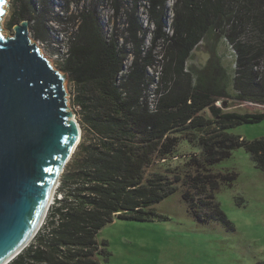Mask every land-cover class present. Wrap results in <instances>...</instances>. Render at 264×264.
Masks as SVG:
<instances>
[{"label": "trees", "instance_id": "1", "mask_svg": "<svg viewBox=\"0 0 264 264\" xmlns=\"http://www.w3.org/2000/svg\"><path fill=\"white\" fill-rule=\"evenodd\" d=\"M111 1L117 17L124 3ZM46 2L41 0L39 6L34 0H14L12 24L28 20L36 38H42ZM140 2L127 9L124 32L110 38L96 10L77 17L79 24L69 35L59 68L75 87L82 138L44 224L8 264H103L111 254L107 241L99 242V231L115 218L153 219L154 205L183 182L189 187L184 199L198 220L213 216L232 224L211 200L221 181L235 177L214 173L213 168L244 147L264 170V138L247 141L230 132L264 120V112H225L218 105L226 98L264 104V0H176L171 33L165 24L167 0L144 3L152 31L138 18ZM218 30L234 50L232 76L220 58L201 71L188 67L197 46ZM148 34L152 40L146 47ZM156 63L157 81L148 72ZM151 85L157 92L155 109L147 96ZM179 132L194 135L200 149L186 162L185 177L179 168L163 165L176 152Z\"/></svg>", "mask_w": 264, "mask_h": 264}, {"label": "rangeland", "instance_id": "2", "mask_svg": "<svg viewBox=\"0 0 264 264\" xmlns=\"http://www.w3.org/2000/svg\"><path fill=\"white\" fill-rule=\"evenodd\" d=\"M13 1L6 0L8 8L0 23L2 31L9 37L15 36L16 24H12L15 23L12 22ZM34 1L42 6L41 0ZM46 1L48 12L44 21V35L40 39L36 38L29 22L30 40L36 41L41 54L51 61L53 68L66 74L64 87L68 94L67 105L78 120L73 101L75 87L69 75L59 68L61 58H64L62 55L59 56V53L68 47L69 35L76 30L80 21L79 15L92 9L97 11L107 38L114 32L122 34L126 26V11L131 9L135 0H121L125 8L117 17L111 0ZM145 1L141 0L138 5L137 15L143 26L152 31L154 27L148 18ZM175 2L176 0H167L165 24L166 30L170 33ZM151 40L152 34H148L146 47L151 45ZM159 49L160 47L158 51ZM217 58H220L222 65L232 76L236 57L231 45L219 30L210 34L197 46L188 61V67L192 66L195 70L201 71L207 63L215 62ZM130 63L131 59H128L124 70ZM159 70L160 66L157 63L148 69L156 81L159 80ZM154 89L155 87L151 85L147 94L148 99L157 97ZM230 92L234 93L232 88ZM218 105H222L225 112H264V104L247 100L226 98L219 101ZM230 132L243 136L247 141L264 138V120L238 125ZM176 135L178 138L176 152L163 165L171 169L179 168L185 177L186 162L194 154L199 155L200 149L194 135L186 136V132H179ZM213 172L228 175L232 179L235 177L232 181H221L219 188L214 192L215 198L211 200L213 203H219L232 224H225L213 216L206 222L198 220L190 209V203L184 199L183 194L189 187L183 182L177 192L154 205L157 215L153 219L135 221L115 218L99 231V242L107 241V248L111 254L103 264H264V170L256 166L244 147H240L233 151L230 158L218 163ZM206 199L207 197L204 202L208 203ZM195 202L198 203L197 200ZM201 206L199 207L204 211L205 207Z\"/></svg>", "mask_w": 264, "mask_h": 264}, {"label": "water", "instance_id": "3", "mask_svg": "<svg viewBox=\"0 0 264 264\" xmlns=\"http://www.w3.org/2000/svg\"><path fill=\"white\" fill-rule=\"evenodd\" d=\"M7 8L2 0L0 23ZM14 29L9 37L0 25V264L40 230L82 138L67 105L66 74L30 40L28 20Z\"/></svg>", "mask_w": 264, "mask_h": 264}, {"label": "built area", "instance_id": "4", "mask_svg": "<svg viewBox=\"0 0 264 264\" xmlns=\"http://www.w3.org/2000/svg\"><path fill=\"white\" fill-rule=\"evenodd\" d=\"M67 53V48L64 50V52H62V53H59V56H63V57H65V54ZM64 58H61V61L63 60ZM157 98V97H156ZM156 98L155 99H149V104H150V107H151V109H155L156 108ZM60 185V184H59ZM53 200H55V197H54V199ZM47 216V215H46ZM45 220H46V217H45V219H44V222H45ZM44 224V223H43Z\"/></svg>", "mask_w": 264, "mask_h": 264}, {"label": "bare ground", "instance_id": "5", "mask_svg": "<svg viewBox=\"0 0 264 264\" xmlns=\"http://www.w3.org/2000/svg\"><path fill=\"white\" fill-rule=\"evenodd\" d=\"M55 194V192L54 191H52V194H51V196H50V199H49V201L52 199V196ZM48 201V202H49Z\"/></svg>", "mask_w": 264, "mask_h": 264}, {"label": "snow or ice", "instance_id": "6", "mask_svg": "<svg viewBox=\"0 0 264 264\" xmlns=\"http://www.w3.org/2000/svg\"><path fill=\"white\" fill-rule=\"evenodd\" d=\"M0 2H2V0H0ZM0 14H2V13H0Z\"/></svg>", "mask_w": 264, "mask_h": 264}]
</instances>
